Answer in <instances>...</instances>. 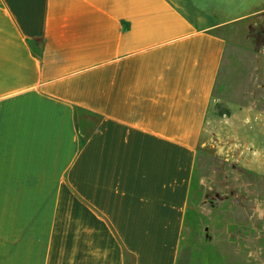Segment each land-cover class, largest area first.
Listing matches in <instances>:
<instances>
[{"label":"crops","instance_id":"obj_1","mask_svg":"<svg viewBox=\"0 0 264 264\" xmlns=\"http://www.w3.org/2000/svg\"><path fill=\"white\" fill-rule=\"evenodd\" d=\"M262 35L264 0H0V264H180L217 88Z\"/></svg>","mask_w":264,"mask_h":264},{"label":"rangeland","instance_id":"obj_2","mask_svg":"<svg viewBox=\"0 0 264 264\" xmlns=\"http://www.w3.org/2000/svg\"><path fill=\"white\" fill-rule=\"evenodd\" d=\"M254 43L250 45L251 49L249 50H239L238 53H235L234 50L230 52V62L226 65L222 82L217 88L218 106L226 112H247L246 123L240 121L237 127L240 128V131H245L264 144V117H259L257 113V111L264 110V100H260L258 97L253 99L251 95L245 92L254 81L264 80V49L253 50L256 46ZM224 113L221 112L222 119L218 120L214 133L207 136L208 143L202 149L196 165L192 184L191 207L186 218L180 264H217L211 255L218 243L216 217L214 216V209L203 204V192L208 190L211 195L214 194L219 181V173L216 171L218 166H221V169H229V166L224 167L222 163L216 161L217 133L222 132L224 127H226V132L234 127L229 124L227 126ZM257 170L260 173V171H264V167L259 166ZM243 174H245L244 171L234 170L232 173L233 181H242L240 177ZM204 213L207 214V221L202 219ZM206 224L210 225L208 231L205 230ZM224 239L219 240V244L225 256V264H264L263 260L252 263L248 253H241L240 248L237 250L229 232H226ZM238 240L243 239L238 238ZM233 257L245 259V261L235 263Z\"/></svg>","mask_w":264,"mask_h":264},{"label":"flooded vegetation","instance_id":"obj_3","mask_svg":"<svg viewBox=\"0 0 264 264\" xmlns=\"http://www.w3.org/2000/svg\"><path fill=\"white\" fill-rule=\"evenodd\" d=\"M260 37L264 38L263 35ZM245 92L253 99L264 100V80L254 81ZM257 113L264 117V110ZM223 115L227 126L234 127L229 132L224 127L217 133L216 161L229 169L218 166L219 181L214 194L208 190L203 192V204L212 207L216 217L218 243L211 255L217 264L226 263L219 240H225V234L229 232L236 249L248 253L252 263L264 262V171L259 173L257 170L259 166L264 167V144L237 127L240 121L246 123L247 112L231 111ZM242 116L244 118H240ZM234 170L244 171L240 177L242 181H233ZM202 219L207 221V214H202ZM205 230H210L209 224L205 225ZM233 260L235 263L245 261L234 257Z\"/></svg>","mask_w":264,"mask_h":264}]
</instances>
